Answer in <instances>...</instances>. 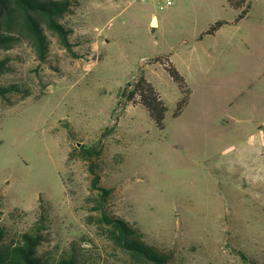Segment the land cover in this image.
I'll return each instance as SVG.
<instances>
[{"label":"rangeland","instance_id":"obj_1","mask_svg":"<svg viewBox=\"0 0 264 264\" xmlns=\"http://www.w3.org/2000/svg\"><path fill=\"white\" fill-rule=\"evenodd\" d=\"M73 1L61 19L72 51L52 32L45 60L27 43L0 51L12 56L0 84L29 94L0 98V223L20 232L47 212L41 251L57 255L75 242L90 264H135L94 220L98 195L81 152L95 147L109 212L173 251V264H264V114L247 107L254 90L264 98V86L222 62L193 81L192 103L174 116L180 90L156 61L173 63L187 46L201 50L208 23L239 11L225 0H175L163 9ZM263 2L249 0L251 20L262 19ZM141 73L166 105L163 128L142 104L119 102Z\"/></svg>","mask_w":264,"mask_h":264},{"label":"trees","instance_id":"obj_2","mask_svg":"<svg viewBox=\"0 0 264 264\" xmlns=\"http://www.w3.org/2000/svg\"><path fill=\"white\" fill-rule=\"evenodd\" d=\"M225 1L239 11L235 21L249 12V0ZM73 3V0H0V51L27 43L40 60H45L48 48L47 32L55 33L64 47L72 51V44L68 39L71 30L62 24L61 19L70 11ZM214 29L215 27L211 26L203 34L212 33ZM11 60V55L0 56V77L11 69ZM156 61L162 63L180 90L173 114L177 116L188 105L191 89L172 62H163L159 58ZM17 92L24 96L29 95L26 94L27 90L18 84H0L2 99H7L9 94ZM119 102L142 104L156 126L164 127L166 105L158 90L142 73L120 89ZM100 154L101 151L95 147H83L81 152V159L88 162V170L92 175L91 190L97 191L98 195L94 200L95 205L91 208L99 211L94 220L99 225L106 226V237L123 250L135 264H173V251L146 242L139 228L109 212L106 202L112 192L101 184L100 170L94 162V158ZM48 217L47 212L41 213L29 228L15 233H11L5 224L0 223V264H90L80 257L75 242H71L68 248L57 255L50 251H41L40 247L47 239L44 229ZM90 219L93 220V217L90 216ZM240 255L244 256L241 252Z\"/></svg>","mask_w":264,"mask_h":264},{"label":"crops","instance_id":"obj_3","mask_svg":"<svg viewBox=\"0 0 264 264\" xmlns=\"http://www.w3.org/2000/svg\"><path fill=\"white\" fill-rule=\"evenodd\" d=\"M181 1L183 4L184 0ZM250 9V12L237 21H235L236 17L228 20L220 19L221 23L219 26L212 25L210 21L208 27L201 34L206 32L211 26H214L215 29L212 33L198 37V41H201V43H204V39H207L206 44H201V50L187 46L185 49L180 50L178 57L173 59L174 65L183 75L187 84L191 86L188 105L192 103L194 97L193 81L199 82L222 62H226L227 65L231 64L232 67L236 68L239 79L245 80L256 77L259 80V86H264V2L258 14V17L262 18L260 21L250 19L255 11L254 5ZM153 17H155L156 24H158L159 18L154 13L151 15V20ZM243 44H247V48H243ZM247 50L250 51L251 56L254 53V61L250 55H247L249 58L247 60L245 53ZM251 100L253 103L247 106L249 107V112L252 114H264L262 93L254 90V96ZM243 106L245 105H240V108ZM257 125L262 127L264 124L259 122Z\"/></svg>","mask_w":264,"mask_h":264},{"label":"built area","instance_id":"obj_4","mask_svg":"<svg viewBox=\"0 0 264 264\" xmlns=\"http://www.w3.org/2000/svg\"><path fill=\"white\" fill-rule=\"evenodd\" d=\"M136 1L153 3L157 5L159 8L163 9L172 5L175 0H136Z\"/></svg>","mask_w":264,"mask_h":264},{"label":"water","instance_id":"obj_5","mask_svg":"<svg viewBox=\"0 0 264 264\" xmlns=\"http://www.w3.org/2000/svg\"><path fill=\"white\" fill-rule=\"evenodd\" d=\"M221 22H217L216 23V26H219ZM152 24L156 25V20H155V17H153L152 19Z\"/></svg>","mask_w":264,"mask_h":264}]
</instances>
